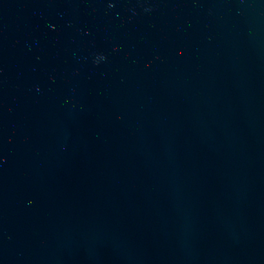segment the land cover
I'll use <instances>...</instances> for the list:
<instances>
[{
    "label": "water",
    "instance_id": "water-1",
    "mask_svg": "<svg viewBox=\"0 0 264 264\" xmlns=\"http://www.w3.org/2000/svg\"><path fill=\"white\" fill-rule=\"evenodd\" d=\"M0 264H264V0H0Z\"/></svg>",
    "mask_w": 264,
    "mask_h": 264
}]
</instances>
